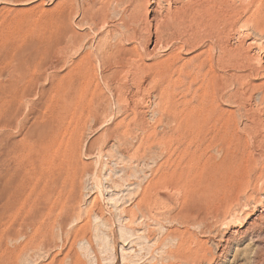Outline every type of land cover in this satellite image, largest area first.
<instances>
[{"label":"rangeland","instance_id":"374dc122","mask_svg":"<svg viewBox=\"0 0 264 264\" xmlns=\"http://www.w3.org/2000/svg\"><path fill=\"white\" fill-rule=\"evenodd\" d=\"M0 264H264V0H0Z\"/></svg>","mask_w":264,"mask_h":264},{"label":"bare ground","instance_id":"6f19581e","mask_svg":"<svg viewBox=\"0 0 264 264\" xmlns=\"http://www.w3.org/2000/svg\"><path fill=\"white\" fill-rule=\"evenodd\" d=\"M208 6V5H207ZM210 7V6H209ZM212 9V8H211ZM207 11V10H206ZM213 17V16H212ZM153 43V42H152ZM155 47H156V44L154 43V44H151L150 45V49L152 48L153 50L155 49ZM232 224H234V223H232ZM235 226H237V225H235ZM257 226V225H256Z\"/></svg>","mask_w":264,"mask_h":264}]
</instances>
